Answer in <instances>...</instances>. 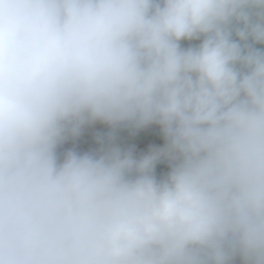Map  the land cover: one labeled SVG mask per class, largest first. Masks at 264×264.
<instances>
[{
  "label": "clouds",
  "instance_id": "1",
  "mask_svg": "<svg viewBox=\"0 0 264 264\" xmlns=\"http://www.w3.org/2000/svg\"><path fill=\"white\" fill-rule=\"evenodd\" d=\"M0 264H264V0H0Z\"/></svg>",
  "mask_w": 264,
  "mask_h": 264
},
{
  "label": "trees",
  "instance_id": "2",
  "mask_svg": "<svg viewBox=\"0 0 264 264\" xmlns=\"http://www.w3.org/2000/svg\"><path fill=\"white\" fill-rule=\"evenodd\" d=\"M110 131L107 125L97 122L86 126L82 130L81 138L90 150L98 151L101 145L97 142V137H107ZM114 136L116 145L122 149H131L137 157L153 148H160V144L165 142L160 126L157 124H151L139 130L121 127L115 131ZM146 142L148 145L145 146ZM139 153H141L140 156Z\"/></svg>",
  "mask_w": 264,
  "mask_h": 264
},
{
  "label": "rangeland",
  "instance_id": "3",
  "mask_svg": "<svg viewBox=\"0 0 264 264\" xmlns=\"http://www.w3.org/2000/svg\"><path fill=\"white\" fill-rule=\"evenodd\" d=\"M200 43V40H194V41H182L181 42V47L187 48L190 46H196ZM257 47H261L257 45ZM159 126V125H157ZM165 142H162L160 144V147H163ZM148 145V143H145V146ZM69 149H74L80 153L84 152H96V150H90L84 143L83 139L81 138V135L75 139H68L66 142H64L57 150L58 156L62 158L63 154L69 150ZM147 151V150H146ZM148 152H145L143 155L147 154ZM139 156L141 153L138 154ZM170 170L169 164L167 161H161L157 163L154 174L157 177V179H162L168 171Z\"/></svg>",
  "mask_w": 264,
  "mask_h": 264
}]
</instances>
